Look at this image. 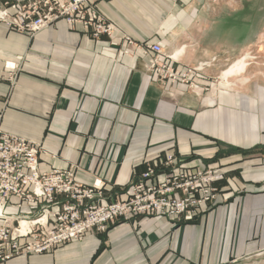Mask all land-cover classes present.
I'll list each match as a JSON object with an SVG mask.
<instances>
[{"label":"crops","instance_id":"obj_1","mask_svg":"<svg viewBox=\"0 0 264 264\" xmlns=\"http://www.w3.org/2000/svg\"><path fill=\"white\" fill-rule=\"evenodd\" d=\"M207 5L97 0L115 25L117 46L65 20L33 36L0 23V130L41 146L43 171H70L103 203L120 198L149 166L161 178L169 154L178 163L224 172L214 182L216 202L192 220L135 215L52 251L0 264H238L264 251V70L249 75L246 66L236 74L238 81L247 77L241 90L204 92L208 76L222 74L225 60L247 44L191 40V25ZM124 35L160 43L181 69L216 55L219 60L203 67L194 89L164 86L148 73L141 51L122 44ZM17 203L12 197L5 213H28L26 203Z\"/></svg>","mask_w":264,"mask_h":264},{"label":"built area","instance_id":"obj_2","mask_svg":"<svg viewBox=\"0 0 264 264\" xmlns=\"http://www.w3.org/2000/svg\"><path fill=\"white\" fill-rule=\"evenodd\" d=\"M60 20L80 26L95 39L106 36L114 46L118 44L113 39L115 25L100 13L97 0H0V23L9 30L33 36ZM123 43L141 51L148 59V73L164 86L180 83L194 89L199 86L196 79L203 67L215 61L212 58L200 68L181 69L175 55L167 53L160 43H136L126 35L122 36ZM202 87L208 90L206 85ZM40 147L0 130V205L15 197L18 208L20 203L30 208L22 215H6L0 210V261L19 254L48 252L80 240L89 231L104 232L109 224L135 215H161L178 223L192 220L216 202L214 182L224 176L219 168L178 163L169 154L162 162L161 178L149 166L120 198L103 203L96 199V190L81 185L70 171H43Z\"/></svg>","mask_w":264,"mask_h":264},{"label":"rangeland","instance_id":"obj_3","mask_svg":"<svg viewBox=\"0 0 264 264\" xmlns=\"http://www.w3.org/2000/svg\"><path fill=\"white\" fill-rule=\"evenodd\" d=\"M202 15L204 17L198 23L191 25L192 28L188 32L191 40L194 41L200 36H205L208 41L224 42V46H228L234 40L237 42V39L238 41H247V44H239L240 48L235 59L225 60L223 71L241 58H244L243 60L247 64L246 71L243 70L245 73L249 72L251 75L264 70V0H208L206 11ZM212 58H215V62H217L219 55ZM202 62L207 61L198 62L195 66L200 67ZM243 71H234L228 78H221V73L208 76L206 83L203 84L208 87V90L204 92L215 93L221 89L229 90L231 86L232 89H240L247 83L245 82L247 77L238 81L239 78L236 76L237 79L235 75L243 73ZM232 76L236 79L232 80ZM32 254L34 253L26 255ZM238 264H264V251Z\"/></svg>","mask_w":264,"mask_h":264},{"label":"bare ground","instance_id":"obj_4","mask_svg":"<svg viewBox=\"0 0 264 264\" xmlns=\"http://www.w3.org/2000/svg\"><path fill=\"white\" fill-rule=\"evenodd\" d=\"M244 58H241L240 60H238L237 63H233V65H231L228 69L224 70L221 74V78H225L230 76L234 71H243L245 69V67L247 66L246 62H244L245 60H243ZM200 68V67H199ZM2 203V205H0V210L5 213L4 211V205L6 204ZM6 215H8L7 213H5ZM23 225H25V222L23 221L22 223Z\"/></svg>","mask_w":264,"mask_h":264},{"label":"trees","instance_id":"obj_5","mask_svg":"<svg viewBox=\"0 0 264 264\" xmlns=\"http://www.w3.org/2000/svg\"><path fill=\"white\" fill-rule=\"evenodd\" d=\"M244 152L246 153V152H251V149H249V150H244Z\"/></svg>","mask_w":264,"mask_h":264}]
</instances>
